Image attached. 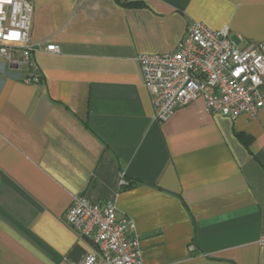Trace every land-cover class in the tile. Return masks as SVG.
<instances>
[{"label":"crops","instance_id":"obj_1","mask_svg":"<svg viewBox=\"0 0 264 264\" xmlns=\"http://www.w3.org/2000/svg\"><path fill=\"white\" fill-rule=\"evenodd\" d=\"M29 1L32 42L60 52L34 53L37 83L0 75V264L83 260L64 220L79 196L116 200L141 264H264V108L231 119L198 99L160 123L137 61L193 22L264 43V0Z\"/></svg>","mask_w":264,"mask_h":264},{"label":"built area","instance_id":"obj_2","mask_svg":"<svg viewBox=\"0 0 264 264\" xmlns=\"http://www.w3.org/2000/svg\"><path fill=\"white\" fill-rule=\"evenodd\" d=\"M33 12L32 1L0 0V75L7 67L25 68L22 80L27 84L40 81L33 63L36 51L60 52L55 45L32 42ZM137 61L160 123L198 99L208 112L231 119L256 117L264 108V43L240 47L229 27L213 30L193 22L174 52L143 55ZM116 214V200L99 204L74 198L65 223L92 248L83 260L69 264H141L140 241L130 235L133 223L119 221ZM258 243L264 245V235Z\"/></svg>","mask_w":264,"mask_h":264},{"label":"snow or ice","instance_id":"obj_3","mask_svg":"<svg viewBox=\"0 0 264 264\" xmlns=\"http://www.w3.org/2000/svg\"><path fill=\"white\" fill-rule=\"evenodd\" d=\"M11 35H12V36H17V35H18V33H12Z\"/></svg>","mask_w":264,"mask_h":264}]
</instances>
